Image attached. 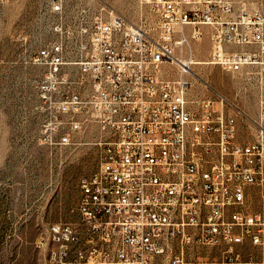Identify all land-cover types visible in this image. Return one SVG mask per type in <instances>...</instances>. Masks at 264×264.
I'll return each mask as SVG.
<instances>
[{
  "label": "built area",
  "instance_id": "2783aa9c",
  "mask_svg": "<svg viewBox=\"0 0 264 264\" xmlns=\"http://www.w3.org/2000/svg\"><path fill=\"white\" fill-rule=\"evenodd\" d=\"M140 3L131 20L106 1L41 0L47 37L28 44V63L42 69L40 141L99 148L77 221L52 222L42 238L49 260L264 264V208L248 206L253 188L264 198V11L234 0ZM205 33L208 64L257 67L251 140L222 92L189 95L192 68L179 57Z\"/></svg>",
  "mask_w": 264,
  "mask_h": 264
},
{
  "label": "rangeland",
  "instance_id": "374dc122",
  "mask_svg": "<svg viewBox=\"0 0 264 264\" xmlns=\"http://www.w3.org/2000/svg\"><path fill=\"white\" fill-rule=\"evenodd\" d=\"M99 1V0H97ZM137 20L141 0H100ZM237 5L264 11V0H234ZM41 0H0V264H54L42 243L47 227L56 221H77L72 211L80 195V180L99 164L93 144L50 147L39 138L40 116L33 81L41 68L28 63L39 36L47 37L38 19ZM27 38V40H26ZM209 34L194 45L195 59L207 61ZM189 95L212 96L216 89L237 116L240 138L255 137L259 83L257 67L227 71L219 65L194 64ZM241 111V112H240ZM248 206L264 208V198L252 189Z\"/></svg>",
  "mask_w": 264,
  "mask_h": 264
},
{
  "label": "bare ground",
  "instance_id": "6f19581e",
  "mask_svg": "<svg viewBox=\"0 0 264 264\" xmlns=\"http://www.w3.org/2000/svg\"><path fill=\"white\" fill-rule=\"evenodd\" d=\"M179 58H180L182 63H185V64H189L190 63L191 68H192V65H194V64L199 65V64L208 63V61H205L204 59H201V58L200 59H195L194 54H193L192 51H189L188 55H183V56H181ZM190 60H192V61H190ZM190 74H195L193 68L191 69ZM186 76L188 78L189 74L186 75Z\"/></svg>",
  "mask_w": 264,
  "mask_h": 264
}]
</instances>
